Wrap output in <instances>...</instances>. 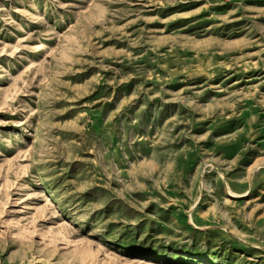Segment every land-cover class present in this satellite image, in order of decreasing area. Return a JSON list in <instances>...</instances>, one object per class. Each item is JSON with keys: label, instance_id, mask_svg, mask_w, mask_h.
Masks as SVG:
<instances>
[{"label": "rangeland", "instance_id": "obj_1", "mask_svg": "<svg viewBox=\"0 0 264 264\" xmlns=\"http://www.w3.org/2000/svg\"><path fill=\"white\" fill-rule=\"evenodd\" d=\"M0 264H264V0H0Z\"/></svg>", "mask_w": 264, "mask_h": 264}, {"label": "bare ground", "instance_id": "obj_2", "mask_svg": "<svg viewBox=\"0 0 264 264\" xmlns=\"http://www.w3.org/2000/svg\"><path fill=\"white\" fill-rule=\"evenodd\" d=\"M200 259L203 260V259H205V258L201 257Z\"/></svg>", "mask_w": 264, "mask_h": 264}]
</instances>
